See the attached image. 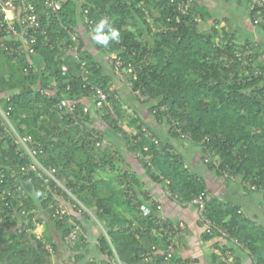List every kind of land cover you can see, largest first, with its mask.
<instances>
[{
	"label": "trees",
	"instance_id": "16d2710c",
	"mask_svg": "<svg viewBox=\"0 0 264 264\" xmlns=\"http://www.w3.org/2000/svg\"><path fill=\"white\" fill-rule=\"evenodd\" d=\"M234 2L246 4L248 20L263 33L264 24L254 21L261 9L250 0ZM206 4L65 0L50 13L43 1L34 0L30 15L35 21L28 28V22L19 24L20 14L13 20L16 30L35 37L32 53L22 38L6 30L0 15V169L8 178L11 173L25 192L0 199V264H47L59 244L80 264H114L116 259L122 264H191L176 255L182 222L161 214L165 220L157 223L159 214H142L136 192L140 180L134 172L120 170V150L103 145L104 131L89 125L91 112L123 137L126 150L170 198L195 209L202 239L214 240L211 264H242V254L249 264H264V225L258 215L212 194L200 214L191 200L209 193L205 179L186 166L144 117L127 112L115 85L119 82L133 102L145 105L168 134L182 138V132L199 146L205 167L227 181L236 180L264 207V46L261 38L240 40L219 28L220 20L207 16ZM102 17L119 29L120 43L105 48L91 39ZM10 47L23 52L10 56ZM96 88L108 95L112 108L95 107ZM86 98L92 110L84 105ZM61 100L73 112L60 107ZM1 112H8L14 131L36 150L39 162L55 168L64 188L49 189L35 171L21 173L30 157L3 127ZM123 124L133 130H123ZM36 191L42 195L34 199ZM59 199L67 207L61 214L56 211ZM77 211L87 217L90 211L101 227L95 245L100 258L87 256L83 235L72 245L65 243L80 224ZM39 224L44 231L37 238ZM50 228L57 230L58 239ZM150 250L151 258L144 260Z\"/></svg>",
	"mask_w": 264,
	"mask_h": 264
},
{
	"label": "crops",
	"instance_id": "0c3cea01",
	"mask_svg": "<svg viewBox=\"0 0 264 264\" xmlns=\"http://www.w3.org/2000/svg\"><path fill=\"white\" fill-rule=\"evenodd\" d=\"M200 1H205V3L208 4V1L211 0ZM242 4L245 3H237V6L240 7ZM235 7L236 6H233V8ZM246 9L247 7L245 4V10ZM221 12L222 14H220L221 17L219 19V28L223 26V21L228 20L231 23L232 27L235 25V27L239 29L240 26V29L243 30L242 32H245V34L242 35V38L249 36V39H252L253 41L260 40L259 37L263 33L257 27L251 25L248 18L247 20H244V16L246 15H244L242 18H239V21L232 23L231 18L234 17L233 14H227V10H222ZM226 15L231 16L228 17L229 19H225ZM237 29H232L230 31L241 37L240 35H238L239 30ZM80 32L82 33V37L84 39L83 41H86L85 43H87V33L84 34L81 30ZM113 56L114 54L111 55V57ZM115 85L120 92L119 94L121 98L126 99L124 107L127 108V112L133 116H135V112H137L140 114V116L144 117V121L148 123L151 129L156 131L162 138V140L165 141L171 147V149H173L174 152L180 154V156L185 160L186 166H189L198 175L205 179L207 191L209 192V194L222 197L234 204L239 205L243 212L250 214L251 216L256 213H254V211H259L262 215H264V207L257 203L253 194H247V192L243 191L242 187L238 182H236V180L227 181L202 164L201 150L199 146L191 143L187 138H177L168 134L166 125L154 120L148 113V108L145 105L133 102L127 93L128 91L119 82H116ZM84 105L88 109L92 110L93 105L90 99H84ZM92 118H94V120H92L91 124L89 125L104 131L103 133L105 135L103 145L110 147L114 145L115 147L119 148L122 155L121 161L119 162L120 170L125 169L134 172V174L140 180V187H136V189H138V191L136 192H138L137 194L139 196V199H141L139 209L141 210L142 214H162L176 222H182V238L179 247L176 250V255H180L184 258L192 260L191 264H211L209 261V254L214 249V240L211 239L207 241L202 239L204 232L203 228L197 223L198 221L195 209L191 206L186 208H182L181 206H179L175 199H172L168 196L165 189H163V185L152 180L139 160L126 150L124 141L122 139L123 137H121L119 134L115 135L112 129H110L108 125L103 120H101L100 117H98L94 112L90 113V119ZM122 128L125 131L133 130V127L128 126L127 124H123ZM144 196L147 197L145 198ZM59 201L62 203L65 202L62 199H59ZM88 213L90 214L89 217L82 215L80 211H77L76 215L80 219L81 225H79L83 231V244H87V246H85V248L88 249L87 256L96 258L97 252L95 249V245L101 227L96 222L90 211ZM39 225L40 227H43L42 224ZM50 233L54 235L56 239H58L59 233L57 232V230L50 228ZM242 256V264H249L247 258L243 254ZM97 258L100 257L98 256ZM47 264L80 263H74L72 252H70V250L63 244H59L56 252L51 255Z\"/></svg>",
	"mask_w": 264,
	"mask_h": 264
},
{
	"label": "built area",
	"instance_id": "2783aa9c",
	"mask_svg": "<svg viewBox=\"0 0 264 264\" xmlns=\"http://www.w3.org/2000/svg\"><path fill=\"white\" fill-rule=\"evenodd\" d=\"M39 1V0H38ZM43 1L44 5L48 7V11L50 13H53L57 10H59L62 7V4L65 2V0H41ZM251 4L253 6H256L257 8L261 9L262 13L261 15L257 16L254 18L255 23H260L262 22L264 24V0H250ZM34 0H0V15L2 16L3 21H1L2 23L5 22L6 23V30L7 31H11L13 34V37H15V39L17 38H22V42L26 44V46L28 45L29 49L27 48V52L28 53H32L34 51L33 49V45L35 44L36 40L34 36H31L30 38H27L25 33H22L21 31H18L14 28V18L18 17V14H20V16H22L19 24L21 23H27L25 24L26 27L28 28L31 23H33L35 21V17H32L30 15V13L35 12V8H34ZM17 10V14L15 15V11ZM37 20H36V25L37 26ZM9 55L11 56L12 54L16 53L17 55L22 54V50H20V48H8L7 49ZM63 69L65 70V67H63ZM94 97L97 99L95 101V107L99 108L100 110H107L112 108L110 101L108 100V95L105 94L101 89L96 88L95 89V93H94ZM67 106L69 107L68 111L73 112V107H71L70 105L68 106V104L66 103V100H61L60 101V107H64ZM109 106V107H108ZM85 110V109H84ZM7 113H3L1 112V115L3 117L4 120H2L3 123V127H5V129H9L10 131L13 132V134L16 136L17 141L20 143V147L23 149L24 152L27 153V155L30 157V161L21 165L20 166V171L22 174H25L27 172L30 171H35L37 173H39L40 175H42L43 177V181L46 185H48L47 187L49 189H53L54 191H56V186H60L62 188H64V186L60 183V181L55 177V168L54 167H46L44 165H42L39 160L37 159L36 156V150L31 149L29 147H27L26 145V140L25 138H21L15 131L13 126L11 125L10 121L7 119ZM179 136L184 138L185 135L180 132ZM207 160V159H205ZM215 164L217 165V163L215 162ZM51 182L53 183V185L51 184ZM65 191H67L66 189H64ZM17 194H24V188L18 184L16 182V178L13 177L10 173L9 178L6 177L5 172L3 169H0V199L4 200L5 198L8 197H12V195L14 193ZM68 192V191H67ZM210 197L209 193H201L199 195H196L192 200V204L195 205L198 209V212L200 214H202V212L205 209V203L206 200ZM56 211L58 213H64L67 211V207L64 205V203L58 201L56 202ZM74 206V205H73ZM82 206V205H81ZM82 208H84L82 206ZM160 219H157V223H161V221H164V216H160ZM36 231L34 230V233ZM36 234V233H35ZM80 235H83V231L81 229V227L79 225H75V227L66 235L65 237V243L72 245L73 242L79 240ZM42 236L36 234L37 238H40ZM46 248H48L49 250H51V245L50 244H46L45 245ZM154 246L151 247V250H153ZM151 250L150 251H146L143 255H144V260H149L151 258ZM170 256V255H169ZM114 264H122L118 259H116L114 261Z\"/></svg>",
	"mask_w": 264,
	"mask_h": 264
},
{
	"label": "rangeland",
	"instance_id": "374dc122",
	"mask_svg": "<svg viewBox=\"0 0 264 264\" xmlns=\"http://www.w3.org/2000/svg\"><path fill=\"white\" fill-rule=\"evenodd\" d=\"M233 6H236V7L233 8ZM205 7H206V10L208 12L207 16H212V17L217 18V19H220V17H221L220 14L222 13L221 12L222 10H227V14L231 13L235 17L234 18L232 16L233 17V18H231L232 23L239 21L240 20L239 18H242L244 15L247 14V12L245 10V4H242L240 7H238L237 4L234 2V0H227V1H225V0H211V2H209V5L206 4ZM235 11H236V13H235ZM229 16H231V15H229ZM229 16H227V17H229ZM203 17H206V16H203ZM244 20H247V15L244 16ZM201 22H200V24H201ZM223 22H224L223 23L224 27L223 26L222 27L224 28V31H226V30L230 31L232 29H237L235 27V25L232 27L231 23L228 20L223 21ZM222 27H220V28H222ZM237 30H239L238 35L241 36V37L237 36V38H239L240 40L244 39V38H242L243 37L242 35H244L245 32H242L243 30L240 29V26H239V29H237ZM259 38H261L262 44L264 46V32H263V34L260 35ZM254 213L258 215L257 216L259 218V219H257L258 223L261 225H264V216L261 214V212L254 211ZM35 231H36L35 232L36 234L41 235V234H43L44 230H43V227L42 226L40 227V225H39L35 228Z\"/></svg>",
	"mask_w": 264,
	"mask_h": 264
},
{
	"label": "clouds",
	"instance_id": "9594fccd",
	"mask_svg": "<svg viewBox=\"0 0 264 264\" xmlns=\"http://www.w3.org/2000/svg\"><path fill=\"white\" fill-rule=\"evenodd\" d=\"M92 40L96 44L107 48L111 43H120L121 34L118 28L114 27L107 17H102L93 28ZM42 195L40 191H36L34 199Z\"/></svg>",
	"mask_w": 264,
	"mask_h": 264
}]
</instances>
